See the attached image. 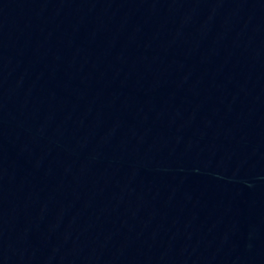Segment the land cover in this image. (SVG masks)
<instances>
[{
  "label": "water",
  "instance_id": "1",
  "mask_svg": "<svg viewBox=\"0 0 264 264\" xmlns=\"http://www.w3.org/2000/svg\"><path fill=\"white\" fill-rule=\"evenodd\" d=\"M0 264H264V0H0Z\"/></svg>",
  "mask_w": 264,
  "mask_h": 264
}]
</instances>
